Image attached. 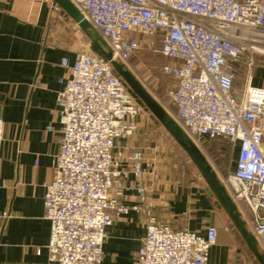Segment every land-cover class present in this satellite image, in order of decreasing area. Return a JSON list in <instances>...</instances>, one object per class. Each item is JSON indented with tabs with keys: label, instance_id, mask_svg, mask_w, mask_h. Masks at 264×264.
<instances>
[{
	"label": "built area",
	"instance_id": "built-area-1",
	"mask_svg": "<svg viewBox=\"0 0 264 264\" xmlns=\"http://www.w3.org/2000/svg\"><path fill=\"white\" fill-rule=\"evenodd\" d=\"M68 1L133 77L131 60L142 47L167 60L159 69L172 80L166 99L151 97L204 157L264 256V86L255 85L264 66V0ZM60 65L66 73L56 96L61 144L43 201L50 262L101 264L114 218L136 212L145 217V237L135 264H207L216 228L174 230L152 213L148 186L133 182L163 153L153 147L150 163L144 157L147 147L138 144L143 109L110 63L81 52L72 65L65 59ZM3 128L0 120V145ZM201 137L234 145V169L223 173ZM132 190L138 202L128 206Z\"/></svg>",
	"mask_w": 264,
	"mask_h": 264
},
{
	"label": "crops",
	"instance_id": "crops-1",
	"mask_svg": "<svg viewBox=\"0 0 264 264\" xmlns=\"http://www.w3.org/2000/svg\"><path fill=\"white\" fill-rule=\"evenodd\" d=\"M81 52H92L90 40L52 0H0V120L4 123L0 264H52L47 251L50 224L44 217L43 201L44 184L53 180L52 159L61 144L56 96L61 89L59 78L66 73L60 64L65 59L72 65ZM256 73L264 74V70L258 68ZM255 82L264 86L257 78ZM139 121L138 144L147 147V162L153 147L163 153L153 168L146 167L141 180H133L135 185L148 186L156 218L174 230L185 227L200 234L215 227L216 243L207 264H259L216 198L207 192L206 181L183 149L176 142L172 149L147 138L145 123ZM201 141L214 149L215 164L223 173L234 169V145L222 138L202 137ZM137 202L136 190L127 192L125 204ZM144 237L142 214L130 212L114 218L107 229L101 264H135ZM257 251L263 256L258 247Z\"/></svg>",
	"mask_w": 264,
	"mask_h": 264
},
{
	"label": "water",
	"instance_id": "water-1",
	"mask_svg": "<svg viewBox=\"0 0 264 264\" xmlns=\"http://www.w3.org/2000/svg\"><path fill=\"white\" fill-rule=\"evenodd\" d=\"M53 6H57L69 17L90 40L91 51L105 62H109L116 76L121 80L127 92L134 101L144 110L149 111L168 135L183 149L190 161L200 172L207 183V192L213 195L220 208L227 214L234 228L241 235L247 246L254 252L259 264H264V257L258 254L257 245L253 237L246 230L243 222L235 211L234 206L224 193L221 185L198 149L190 142L187 136L166 115L158 104L142 90L132 75L123 66L112 60L110 52L106 49L104 42L95 33L79 11L68 0H52Z\"/></svg>",
	"mask_w": 264,
	"mask_h": 264
},
{
	"label": "rangeland",
	"instance_id": "rangeland-1",
	"mask_svg": "<svg viewBox=\"0 0 264 264\" xmlns=\"http://www.w3.org/2000/svg\"><path fill=\"white\" fill-rule=\"evenodd\" d=\"M141 42H147V38H140ZM155 53L147 51L144 47L132 58L131 65L135 69V77L133 79L139 84L144 92H146L150 97L152 93H154L158 98L165 100V89L172 84V80L168 77H165L160 74L159 69L162 64L167 63V60L160 59ZM264 70V66H260ZM255 73V80H261L264 82V74L263 73ZM256 83V82H255ZM152 98V97H151ZM158 106L162 109L160 102L155 98H152ZM163 110V109H162ZM164 111V110H163ZM165 112V111H164ZM167 115V114H166ZM168 116V115H167ZM169 117V116H168ZM170 118V117H169ZM141 120L145 123V130L147 132V138L154 141L160 142L162 146L169 148H176V143L172 140V138L167 135L165 129L159 124V122L154 118V116L149 111H144L142 113ZM143 123V124H144ZM145 131V133H146ZM151 136V137H150ZM202 138V137H201ZM200 138V141H201ZM150 141V140H148ZM203 148L207 152L209 158L216 163L215 153L212 152L214 149L209 147H205L202 143ZM218 148V146L216 145ZM185 160V159H184ZM183 160V161H184Z\"/></svg>",
	"mask_w": 264,
	"mask_h": 264
},
{
	"label": "trees",
	"instance_id": "trees-1",
	"mask_svg": "<svg viewBox=\"0 0 264 264\" xmlns=\"http://www.w3.org/2000/svg\"><path fill=\"white\" fill-rule=\"evenodd\" d=\"M154 53V52H153ZM154 55H156L157 57H159L160 59H164L163 57H161L160 55H158V54H154ZM165 60V59H164ZM262 59L261 58H257V63H259L260 61H261ZM163 65V64H162ZM161 65V66H162ZM160 66V67H161ZM236 75H237V77H238V81L236 82V85H239L240 84V79H241V77H242V70L239 68V67H237V72H236ZM175 142V141H174Z\"/></svg>",
	"mask_w": 264,
	"mask_h": 264
}]
</instances>
